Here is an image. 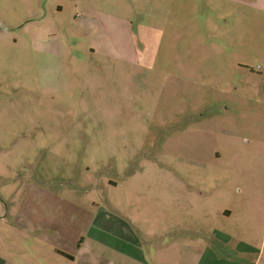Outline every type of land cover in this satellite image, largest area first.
<instances>
[{
  "label": "rangeland",
  "instance_id": "374dc122",
  "mask_svg": "<svg viewBox=\"0 0 264 264\" xmlns=\"http://www.w3.org/2000/svg\"><path fill=\"white\" fill-rule=\"evenodd\" d=\"M259 163L264 0H0V264L49 256L13 225L48 193L75 212L69 234L84 207L111 227L130 214L138 264H168L163 233L210 237L240 166L263 206L235 240L257 241Z\"/></svg>",
  "mask_w": 264,
  "mask_h": 264
},
{
  "label": "crops",
  "instance_id": "0c3cea01",
  "mask_svg": "<svg viewBox=\"0 0 264 264\" xmlns=\"http://www.w3.org/2000/svg\"><path fill=\"white\" fill-rule=\"evenodd\" d=\"M140 30V29H139ZM139 32V31H138ZM138 36H150V27L144 26ZM241 179L231 184L234 194L228 191L225 195L216 194L212 200L214 218L218 219L211 236L204 238L203 224H196L194 230L178 225L168 227L164 236L173 235V240L164 244L163 259L168 264H264V220L261 221L262 239L254 242L235 240L241 235L246 236L248 224L254 219L262 203L257 194L250 192L251 181L242 174L245 166H240ZM259 176L254 180V186H260L263 181L264 164L259 163ZM115 186L116 183L112 182ZM217 189V188H215ZM203 193H201V196ZM52 194L39 196L38 202L49 203L48 208H38L34 211H20L18 225L21 230L34 233L40 247L46 249L49 256L28 262L15 264H138L142 232L137 227L134 218L129 214L123 216L126 220L121 226L111 227L104 223L108 218L98 219L95 210L85 208L86 214L79 212L78 233L69 234L74 223V211L56 208ZM57 198V197H56ZM66 201V200H61ZM93 205L97 206L95 202ZM111 214H122L118 206L111 203ZM44 206V205H43ZM83 206V205H81ZM54 207V208H52ZM264 208V207H263ZM263 216H264V209ZM105 211V210H104ZM105 213V212H103ZM200 214L198 215V217ZM263 218V217H262ZM197 220V217H196ZM97 221V223H96ZM198 222H201L198 218ZM80 238V239H79ZM89 245L94 256L80 257L78 251L85 250ZM85 252V251H84ZM152 256V253L150 252ZM14 264V262H10ZM150 264H157L150 259Z\"/></svg>",
  "mask_w": 264,
  "mask_h": 264
}]
</instances>
